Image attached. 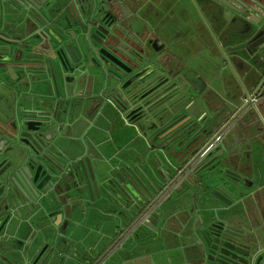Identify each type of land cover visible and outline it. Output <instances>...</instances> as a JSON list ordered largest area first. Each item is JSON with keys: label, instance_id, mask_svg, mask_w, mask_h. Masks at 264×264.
<instances>
[{"label": "flooded vegetation", "instance_id": "obj_1", "mask_svg": "<svg viewBox=\"0 0 264 264\" xmlns=\"http://www.w3.org/2000/svg\"><path fill=\"white\" fill-rule=\"evenodd\" d=\"M241 1L76 2L77 11L86 3L92 18L101 22V31L90 27L87 35L93 50L85 61L76 34L70 31L59 54L60 64L53 62L54 67L46 57L53 54L51 27H57L51 18L59 12L71 20L66 0H47L50 17L10 24L13 35L33 31L34 39H24L25 46L12 52L0 50V264H27L43 254L49 247L50 223L57 222L61 212H89L96 197L93 189L84 190L81 183L72 199L66 190L49 193L43 189L44 197L37 203L34 190L26 189L14 175L19 164L29 167L37 153L47 155L51 137L68 134L67 127L58 131L57 124L47 126V120L40 117L55 114L77 124L89 120L110 136L116 128L127 131L135 125L149 146L157 144L145 152L149 164L179 170L188 163L186 180L177 178L161 193L163 186L143 198V209L154 199L143 214V225L126 229L128 223L119 227L113 223L99 243L81 236L84 248H79L76 260L67 258L64 264H109L117 253V264H123L126 243L135 237L141 239L133 247L140 250L143 246V264H157L156 255H165L169 263L179 255L190 257L186 264H241L242 258L264 264V212L255 214L264 177L254 168L259 152L264 151V60L259 58L264 50V24L258 21L256 10L245 9ZM244 1L255 9L260 4ZM5 29L0 30V37ZM16 55L29 56L30 64H41L45 72L8 66ZM40 58L41 62L36 61ZM192 72L194 82L183 76ZM138 89L140 98L136 99L132 96ZM116 117L121 125H115ZM129 149L126 141L118 147L113 167L139 161L130 157ZM41 154L36 164L42 165L37 172L43 184L48 171ZM194 178L203 181L196 183ZM185 187L184 197L179 196ZM249 188L253 192L242 200V190ZM83 199L89 201L86 209L80 204ZM204 207L209 216L206 224L199 220ZM228 215L233 222L241 219L243 223L234 222L232 233L225 232L223 221ZM58 221L59 228L66 223ZM201 225H208V230L198 244ZM98 226L99 234L103 230ZM242 227L248 236L237 240V229ZM180 229L185 239L182 248ZM152 245L155 252L147 251ZM60 251L66 254L65 249Z\"/></svg>", "mask_w": 264, "mask_h": 264}, {"label": "water", "instance_id": "obj_2", "mask_svg": "<svg viewBox=\"0 0 264 264\" xmlns=\"http://www.w3.org/2000/svg\"><path fill=\"white\" fill-rule=\"evenodd\" d=\"M47 0H0V30L5 29L3 31L4 36L0 37V50L4 52H12L15 49H20L21 46L24 45L25 36L13 35V30L9 28L10 24L14 21H18L23 17L28 15H34L36 17H40L43 19L45 16L41 13V4L45 3ZM86 0H66V3L69 5V12L71 20H69L66 16L60 17V13L57 12L51 19L57 21V27H51L52 32L51 35L53 40L49 39L50 46L52 48L53 54H49L50 56H46L49 59V64L53 65V62H57L60 64V51L65 45V41L67 40L70 31L75 32V41L77 43V47L81 52V59L85 61L88 58V52L93 50L91 43L88 38V32L91 26H94L96 30L101 31L102 24L99 21H95L92 18V11L83 5L80 11L76 9V2H85ZM260 4H256L257 8H252V6L248 5L246 1L243 0L240 2L241 6L245 9L252 11V9L256 10L258 15V21L260 24H264V0H257ZM39 4V5H38ZM249 7V8H248ZM106 13V12H105ZM9 18V19H8ZM93 19V22H92ZM54 25V24H53ZM48 40V38H47ZM26 53H30L27 51ZM45 56V55H43ZM260 60H264V50L260 51ZM10 60V57L7 58V61ZM33 59L29 56H15L13 60L8 63L10 67H17L20 68L22 71H26L29 68H43L42 66H33L30 64V61ZM40 59H36V61L41 62ZM54 67V65H53ZM41 72H45L42 69ZM194 73L192 72L191 75L186 73L183 76L191 81L194 82ZM196 80V79H195ZM131 100H134L131 98ZM247 110V108L245 109ZM49 113V112H48ZM55 117L49 118V116L41 115L40 117L43 120H47L44 123L50 126L57 124L56 130H62L63 128L67 127L68 131L72 126V122H67L64 118H60L56 114L53 115ZM61 119V122L59 121ZM59 122V123H58ZM134 126V134L141 136L137 133V130ZM37 135L40 136L39 133ZM143 138V137H142ZM68 139H73L70 137L69 134L60 135V133L56 134L55 136L51 137L48 142L46 143V152L47 155L43 156L41 153H37V156L33 158L29 167L23 168L22 164H19L17 167V171L14 172V175L17 181L26 189L34 190L35 194H33L37 199V203H41L42 198L44 197L43 189L48 191L49 193H57L58 190H66L68 193H71V199L75 197V191H79V185L82 183L84 190L90 191L93 189L96 192V197L93 200V204L88 207L94 210H100L103 214L108 216L109 218L105 220V223L111 225L114 223L115 227H119V225H125L126 229L129 227H133L134 225H143V214L145 211L149 209V206L154 202V199L149 202L143 209V198H150L154 193H160L166 190L172 182L177 179L181 178L182 180H186V165H184L181 169L174 167H158L155 164H149L146 160V151L150 152L152 149H155V146H149V143L145 141L146 150L144 152L138 151L136 148H133V153H136L137 157L140 158L138 162H132L129 164V168L126 167L119 168V167H106L97 164L96 162H91L88 160L87 157L78 155L75 153L73 145L71 142H68ZM145 140V139H144ZM48 147V148H47ZM52 148H54L52 150ZM143 153V154H142ZM40 154L42 157L46 159V170L48 171L47 181L43 184H40L38 181L39 173L37 172L38 166H42L36 164L37 161L41 159ZM157 157V152L155 151V158ZM143 161V168L141 167ZM261 161V159H260ZM37 167H36V166ZM115 168L117 170H115ZM126 169L121 170V169ZM257 175H261L260 167L258 164L254 166ZM121 170V171H119ZM151 173V177L147 175L145 171ZM177 170V171H176ZM8 170H5V173H9ZM119 171V172H117ZM87 172V175H86ZM175 176L171 178L173 173ZM44 173V172H43ZM193 175L192 173H190ZM143 175V178L141 177ZM241 178V177H239ZM63 179V180H61ZM194 181L197 183H201L202 179L194 178ZM63 182V184H60ZM58 183V184H57ZM206 183V182H203ZM244 185V184H243ZM123 186L127 187V191L123 190ZM239 188V185H236ZM182 190L179 196L184 197V190ZM243 192L240 194L239 197L243 200L247 196L251 195L253 192L252 189H244ZM33 192V193H34ZM86 191H84V195ZM51 195V194H50ZM158 195V194H157ZM146 197V198H145ZM157 197V196H156ZM179 201L181 200L180 197L178 198ZM81 205H84L86 209V205L89 202L88 200L82 201ZM101 208V209H100ZM102 209H106L108 211H103ZM207 210L208 208H202ZM82 213V220L86 219L84 212ZM60 219L65 218L66 223L61 228L58 227L59 221L51 222L50 229H48V249L41 254V252L27 264H62L63 260L69 258L71 260H76L75 256L79 251V248H84V244L82 243L81 239H76L70 236V231L66 233V225L69 221L72 222L74 225H78V222L75 218H72V210L69 213H60ZM110 218H112L110 220ZM234 222L239 223L241 226L243 223L240 220L235 219ZM233 216L228 215L225 217L223 223L225 224L226 230L225 232L232 233L230 230L233 229ZM208 226V225H207ZM207 226L203 227L200 226L197 232L198 239L196 242L198 244L203 243L205 237L203 235V231H207ZM236 230V228H234ZM238 231V239H245L247 238V234L249 231L240 228L237 229ZM101 234L104 235L105 233L101 231ZM201 235L203 238H201ZM70 239V242L67 243L66 247H62V243L66 240ZM118 237L116 238V240ZM115 240V241H116ZM138 249H140V246ZM65 249L66 254L61 253L60 250ZM41 254V255H40ZM74 257V258H73ZM78 257V256H77ZM81 259H85L81 256ZM78 261V260H77ZM241 264H256L253 260H248L245 258L240 259ZM72 262L70 261V264ZM73 264V263H72ZM220 264V263H216Z\"/></svg>", "mask_w": 264, "mask_h": 264}, {"label": "crops", "instance_id": "obj_3", "mask_svg": "<svg viewBox=\"0 0 264 264\" xmlns=\"http://www.w3.org/2000/svg\"><path fill=\"white\" fill-rule=\"evenodd\" d=\"M102 1H104V0H102ZM46 3H47V1L43 4H41L42 6H41L40 11L44 16L50 17V15H48V11H47L48 9L46 7ZM35 17L36 16H34V15L33 16L28 15L26 17L21 18L20 21H21V23H23L25 21L28 22V20H30L31 18L33 19ZM21 35L25 36L26 39H30V38L34 39L33 31L29 32V31L24 30ZM71 122H72V126L69 129L68 134L73 139H68L67 141L71 142L73 145H75L76 148H74V151L76 154H78V155L82 154L83 156L87 157L88 160L91 162L94 161L97 164L102 165L104 167H105L104 164L108 163L107 167H113L112 164H110V159L113 158L114 156L118 155V147L121 144H123L126 141V143L128 142L129 148L131 147V149H132L135 147V146L130 144V142H131L130 140L132 139V136L134 135L132 128L130 129L132 131V135H131V133L129 135H125V134L119 135L117 132L116 133V134H118L117 136L116 135L113 136V134H112L111 136H113V137H111L108 132L104 131L103 128H101V127L96 128L94 123L92 124V122H90L89 120L85 121L83 124H81V123L77 124L76 121L73 119H71ZM259 155H260L261 161L258 160L257 164L260 167V171H261L260 176L264 177V151L259 152ZM261 186H264V185H261ZM249 199L246 200L248 202L247 205L249 206V209H252V208H254V205ZM257 202H258V204H256L257 206H255V211H256L255 214H257L258 210L264 212V191H261L259 196H257ZM249 204H251V205H249ZM257 207H258V209H257ZM103 210H105V209H103ZM92 212H94V210H92V209H90L89 212L88 211L86 213L84 212L86 219H84L85 221L83 220L82 226H79V224L82 220L83 215L72 214V218H75V220L78 222V225H74V224H72L71 221H69L66 225V233H68V231H70V236H72L73 238H76V239H78L81 236L83 237L85 235L84 237L89 241L94 240V241H98V243H99L100 240H103L105 238V236L108 235V230L111 229V225L107 224V222L105 223L104 229L102 228L103 232L105 233L103 237H102L101 233H99V234L96 233V232L100 231V229H99L98 224L94 221L95 217H90ZM200 216H201V218L199 220H202L206 224V222H208V220H209V216L207 215L206 210L201 209L200 210ZM59 219L60 218H57L56 221H58ZM62 220L65 221V218H62ZM109 234H111V233H109ZM108 239L109 238L107 236V240ZM184 241H185V239L182 238V229H180V236H179V243H178L179 247L182 248V246H183L182 244L184 243ZM140 242H141V239H138L135 237L132 239V242L128 241L126 243L127 252H126V254L123 255V258H126L127 260L123 264H143V246H142V243H141L142 248L140 250H135L133 247V243H140ZM148 248L149 249H146L147 251L155 252V250H156V247L153 245L151 247H148ZM177 250L178 249L176 247L173 251L176 252ZM117 254L119 255V253H117ZM117 254L115 255V258H112V257L110 258L111 261L109 262V264L119 263L118 262L119 259H118ZM116 256H117V258H116ZM181 256H183L182 252H181ZM165 257H166L165 255L164 256L161 255V258H160L158 255H156L154 260H156L157 264H160L159 263L160 261L163 264H186L187 262H190L189 261L190 257H188L187 259H184V258L180 257L179 255H177L176 257L172 258L173 262L169 263V262H166L167 260H165ZM64 262L65 261H63L62 264H64Z\"/></svg>", "mask_w": 264, "mask_h": 264}, {"label": "rangeland", "instance_id": "obj_4", "mask_svg": "<svg viewBox=\"0 0 264 264\" xmlns=\"http://www.w3.org/2000/svg\"><path fill=\"white\" fill-rule=\"evenodd\" d=\"M132 97H135L136 99H139L140 98V89H138V90H136L135 91V93H134V95L132 96ZM110 115H111V112H110ZM143 118V117H142ZM116 121L117 122H115V125H117L118 126V124L119 125H121L120 124V119H118L117 117H116ZM132 129H133V126L131 127ZM118 132V134L119 135H122V134H125V135H129L130 133H131V135H132V131L130 130V129H127V131L124 129H118V128H116L115 129V133H114V135H118V134H116ZM133 132H134V129H133ZM131 142H130V144L131 145H133V146H135L134 148H136L138 151H140V152H143V149H144V147L146 146V144H145V140H144V138H142L141 136H139V135H133L132 136V139L130 140ZM131 148V147H130ZM133 149V148H132ZM132 149H129L128 150V154L130 153L129 151H132L133 152V150ZM143 154V153H142ZM131 158H137V155H136V153H134V154H132L131 156H130ZM114 159L116 160V158H115V156L112 158V160L110 161V164H113V166H114ZM137 159H139V160H141L140 158H137ZM134 163V162H133ZM131 164V163H130ZM105 165V167L104 168H106L107 166H108V163L106 164H104ZM128 167H126V169L127 168H129V165H127ZM115 167H118L117 165L115 166ZM141 167L143 168V161H142V164H141ZM119 168H123V167H119ZM126 169L124 168V169H121V170H125L126 171ZM115 170H117L116 168H115ZM121 170H119V171H121ZM119 171H117V172H119ZM146 173H147V175L149 176V177H151L152 175H151V173H149L147 170L145 171ZM141 177L143 178V175H141ZM101 209V208H100ZM90 217H95L94 218V221L97 223V224H100V227L102 226V228L104 229V227H105V220L106 219H108L109 217L108 216H106L105 214H103L100 210H94V212H92V214L90 215ZM112 218H110V220H111Z\"/></svg>", "mask_w": 264, "mask_h": 264}]
</instances>
